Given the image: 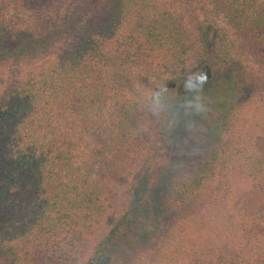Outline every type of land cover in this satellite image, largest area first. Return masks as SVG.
<instances>
[{
  "label": "trees",
  "instance_id": "16d2710c",
  "mask_svg": "<svg viewBox=\"0 0 264 264\" xmlns=\"http://www.w3.org/2000/svg\"><path fill=\"white\" fill-rule=\"evenodd\" d=\"M9 57L0 264H264V0H0ZM191 93L217 145L172 177Z\"/></svg>",
  "mask_w": 264,
  "mask_h": 264
},
{
  "label": "rangeland",
  "instance_id": "374dc122",
  "mask_svg": "<svg viewBox=\"0 0 264 264\" xmlns=\"http://www.w3.org/2000/svg\"><path fill=\"white\" fill-rule=\"evenodd\" d=\"M48 13L50 17L54 15L51 11ZM207 16L202 11L199 12L200 20L203 21L204 17ZM38 63H40V59L33 57L17 61L9 57L3 65H0V93L17 73L28 68H35ZM142 78L151 81L147 76ZM188 95H190L189 105L181 113L175 125L168 130L163 144L168 170H170L169 173L172 177H180L190 171L202 157L209 155L213 147L217 145V128L214 126V121H212L213 117L210 113L206 115L201 108V105L204 104L203 97L194 95V93ZM166 190L167 188H164L162 192L165 193ZM161 196L162 194L159 192L158 199L156 200L158 203ZM142 223L145 226L148 225L147 221H143ZM134 236L135 234L126 240L124 245L119 246L122 253L128 258L132 257L139 248L141 236L140 234Z\"/></svg>",
  "mask_w": 264,
  "mask_h": 264
},
{
  "label": "clouds",
  "instance_id": "9594fccd",
  "mask_svg": "<svg viewBox=\"0 0 264 264\" xmlns=\"http://www.w3.org/2000/svg\"><path fill=\"white\" fill-rule=\"evenodd\" d=\"M191 79H194L196 82H197V87L199 86H202L205 82H206V79H207V76L206 74H193L190 76ZM157 96H159V94L157 93L156 94Z\"/></svg>",
  "mask_w": 264,
  "mask_h": 264
}]
</instances>
